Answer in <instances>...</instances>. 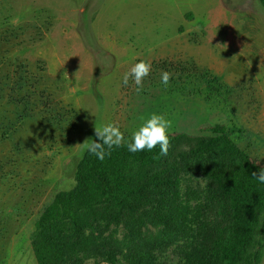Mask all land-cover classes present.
<instances>
[{
    "label": "rangeland",
    "instance_id": "rangeland-1",
    "mask_svg": "<svg viewBox=\"0 0 264 264\" xmlns=\"http://www.w3.org/2000/svg\"><path fill=\"white\" fill-rule=\"evenodd\" d=\"M0 48L43 78L59 116L54 126L29 122L16 136L33 144V158L22 178L11 175L3 188L9 195L0 192V205L7 203L0 209V264H37L30 245L36 220L57 191L74 186L85 153L76 145L95 140V126L115 123L128 141L140 117L152 113L171 121L168 132L208 135L204 128L224 124L264 162L258 0H0ZM161 59L194 63L209 76L201 81L192 71L180 79L172 70L165 86L154 68L141 91L131 77L124 85L137 61ZM124 235L121 226L115 237Z\"/></svg>",
    "mask_w": 264,
    "mask_h": 264
},
{
    "label": "trees",
    "instance_id": "trees-1",
    "mask_svg": "<svg viewBox=\"0 0 264 264\" xmlns=\"http://www.w3.org/2000/svg\"><path fill=\"white\" fill-rule=\"evenodd\" d=\"M258 1L264 7V0ZM42 65L36 62V68ZM29 68L27 61L0 50V192L5 195L11 175L22 178L21 168L33 158V144L16 137L20 130L39 120L54 126L59 117L43 78ZM154 68L173 70L180 79L192 71L201 81L209 76L191 62L161 59L151 63ZM203 130L209 134L168 132L166 156L159 145L136 153L126 145L115 147L102 162L85 151L74 186L57 191L36 220L30 236L36 263L261 264L264 183L252 173L264 162L240 147L226 125ZM121 226L125 235L118 239ZM151 227L155 233H149Z\"/></svg>",
    "mask_w": 264,
    "mask_h": 264
},
{
    "label": "clouds",
    "instance_id": "clouds-1",
    "mask_svg": "<svg viewBox=\"0 0 264 264\" xmlns=\"http://www.w3.org/2000/svg\"><path fill=\"white\" fill-rule=\"evenodd\" d=\"M151 71V63L141 60L134 64L128 72L123 76V83L128 85L129 78L134 80L136 91L143 89L144 78ZM172 74L167 71H162L161 82L167 86ZM64 78L69 79L68 74H64ZM143 123L133 132L131 139L126 141L124 133L119 125L108 123L101 126H95L96 139H86L83 143L76 146L94 155L101 162L106 156L111 155V150L115 147L126 145L129 152L136 153L147 149L153 150L157 145L160 147V154L166 156L170 147V139L168 130L171 127V121L166 119L162 114L152 113L147 118L140 117ZM260 183H264V168H261L259 173H252Z\"/></svg>",
    "mask_w": 264,
    "mask_h": 264
}]
</instances>
